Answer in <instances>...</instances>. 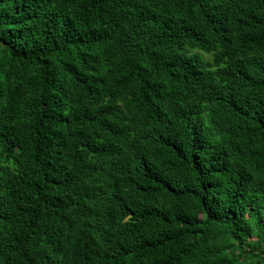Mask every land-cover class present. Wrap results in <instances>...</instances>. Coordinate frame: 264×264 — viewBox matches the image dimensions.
Returning a JSON list of instances; mask_svg holds the SVG:
<instances>
[{"label": "trees", "instance_id": "obj_1", "mask_svg": "<svg viewBox=\"0 0 264 264\" xmlns=\"http://www.w3.org/2000/svg\"><path fill=\"white\" fill-rule=\"evenodd\" d=\"M0 264H264V0H0Z\"/></svg>", "mask_w": 264, "mask_h": 264}, {"label": "rangeland", "instance_id": "obj_2", "mask_svg": "<svg viewBox=\"0 0 264 264\" xmlns=\"http://www.w3.org/2000/svg\"><path fill=\"white\" fill-rule=\"evenodd\" d=\"M204 58H205V59H207V58H208V56H205V55H204Z\"/></svg>", "mask_w": 264, "mask_h": 264}]
</instances>
